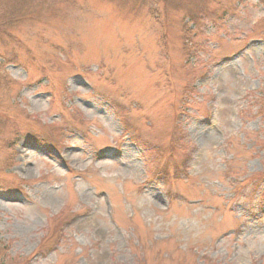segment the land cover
<instances>
[{"label": "rangeland", "instance_id": "rangeland-1", "mask_svg": "<svg viewBox=\"0 0 264 264\" xmlns=\"http://www.w3.org/2000/svg\"><path fill=\"white\" fill-rule=\"evenodd\" d=\"M0 10V264H264V0Z\"/></svg>", "mask_w": 264, "mask_h": 264}, {"label": "trees", "instance_id": "trees-1", "mask_svg": "<svg viewBox=\"0 0 264 264\" xmlns=\"http://www.w3.org/2000/svg\"><path fill=\"white\" fill-rule=\"evenodd\" d=\"M5 14L7 16L6 19H5ZM17 17H18L17 13L15 14L13 12H3V11L0 10V21L7 20L6 22L8 23V22H12V19L13 18H17ZM0 27H1V24H0ZM2 31H4V30H2ZM5 83H7L5 77L3 75H0V86L1 85L3 86ZM2 248L3 247L0 245V250H2Z\"/></svg>", "mask_w": 264, "mask_h": 264}]
</instances>
